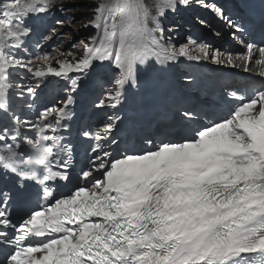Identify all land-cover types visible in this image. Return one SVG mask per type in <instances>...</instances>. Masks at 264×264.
I'll return each mask as SVG.
<instances>
[{"label":"snow or ice","instance_id":"1","mask_svg":"<svg viewBox=\"0 0 264 264\" xmlns=\"http://www.w3.org/2000/svg\"><path fill=\"white\" fill-rule=\"evenodd\" d=\"M181 5L190 0H101L84 25L97 32L81 41L84 54L52 66L48 53L24 55L34 32L27 21L67 5L0 0V264H264V85L228 92L223 114L178 108L168 117L175 138H146V147L118 158L105 147L117 144L114 123L104 125L105 135L85 130L83 137L95 143L76 185L59 195L52 187L72 179L73 149L61 133L74 116L80 75L97 64L113 83L99 106L113 109L138 85V66L150 58L231 67L239 60L249 71L258 53L254 63L264 67V42L241 41L245 53L223 56L191 38L180 46L164 41L159 21ZM203 6L233 29L234 38L245 31L222 6ZM55 34L53 27L43 39ZM193 46L199 54H192ZM258 75L264 79V71ZM46 76L66 81V99L60 107L45 106L35 120H21L12 96L35 97L36 88L16 81ZM25 125L35 138L22 134ZM32 188L47 203L14 220L10 209Z\"/></svg>","mask_w":264,"mask_h":264},{"label":"bare ground","instance_id":"2","mask_svg":"<svg viewBox=\"0 0 264 264\" xmlns=\"http://www.w3.org/2000/svg\"><path fill=\"white\" fill-rule=\"evenodd\" d=\"M74 1V5L72 6V8H57L56 10L54 11H50L49 13L45 14V15H39V16H33L31 17L27 23H34L35 25L37 26H42L44 25L45 22L49 21L55 28H56V34L52 37H62L63 36V32L67 35H70V36H73V34H75V36L77 37H80L82 39L83 42L87 41L90 37L92 36H95L96 33L94 32H89V30L91 29V27H84L85 24H87V22L85 20H90L92 17H91V13L94 11V9H90L89 7H84L80 4V1L82 2V0H73ZM96 2H101V0H95ZM63 4L65 5H68V0H64L63 1ZM77 6V7H76ZM79 12L80 15H85V17L82 18L83 22L82 24H80L78 27H74V26H66L65 25V20L67 18H70L72 16H77V14H75L76 12ZM186 17V15H182V18L184 19ZM60 20V21H63L64 24L63 26L61 25H58L56 22ZM190 24H196L195 21L194 23H190ZM189 25H186L184 24L183 26H181V29L182 30H188L189 29ZM80 30H83V32H79ZM214 33H216V36L219 37V36H222L223 34V31L219 30V31H215L214 30ZM45 42H48V41H45ZM78 44L79 41H77L76 39H71L70 40V43L75 45V43ZM28 43V42H27ZM44 47L47 46V44H43ZM31 51L33 52H37V49L34 48V47H29ZM64 49H67V48H64ZM28 52H25L24 55H27ZM144 78V77H143ZM216 79H218L217 77H215ZM77 92L81 93L80 90H77ZM79 95V94H77ZM29 115H32L34 116L35 115V112H32L26 116H29ZM24 128V127H22ZM29 137L30 134H29ZM33 138V137H31ZM88 151H90L88 149ZM90 155L87 154L86 157L88 158ZM98 175V174H97Z\"/></svg>","mask_w":264,"mask_h":264},{"label":"rangeland","instance_id":"3","mask_svg":"<svg viewBox=\"0 0 264 264\" xmlns=\"http://www.w3.org/2000/svg\"><path fill=\"white\" fill-rule=\"evenodd\" d=\"M91 1L92 0H82V2L80 1V4L86 8L87 7L90 8V6H91L90 2ZM194 4H200L199 6H202V8H206V9L210 8V7L203 6L204 4H208V3H201V2H198V0H196L194 2ZM75 14H77V16H72V17L67 18L65 20L66 26L70 25V26L78 27L80 24H82V22H83L82 18L85 17V15H80L78 11ZM64 38L77 39L78 37L75 36V34H73V36L69 35V37L65 36ZM74 43H75V45L70 44L71 48H69V49H72L73 51L79 50L77 54L81 53L82 43L81 42H79L78 44H76V42H74ZM169 96H171V94H169ZM213 108H214V110H217V105L215 104Z\"/></svg>","mask_w":264,"mask_h":264}]
</instances>
